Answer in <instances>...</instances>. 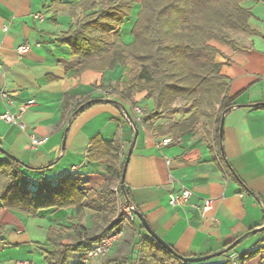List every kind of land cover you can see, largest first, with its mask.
Here are the masks:
<instances>
[{
  "label": "crops",
  "instance_id": "crops-1",
  "mask_svg": "<svg viewBox=\"0 0 264 264\" xmlns=\"http://www.w3.org/2000/svg\"><path fill=\"white\" fill-rule=\"evenodd\" d=\"M56 4L54 0H0V92L5 90L13 100L9 105L0 94V113L8 107L20 113L26 125L20 129L0 119V146L22 163L19 170L31 189L41 178L52 183L62 177L80 178L87 190L82 201V225L92 229L94 211L88 206L100 197L107 180L105 163L87 158L91 141L95 137L115 141L122 160L133 143L124 186L129 189L131 203L157 235L184 256L214 253L237 240L216 261L229 255L240 261L244 252L264 238V107H256L264 103V0L240 2L250 12L247 24L256 34L229 31L236 47L210 41L218 50L215 63L227 81L228 95L235 101L224 114L221 136L222 151L233 176L216 156L213 140L201 124L185 132L168 131L171 121L187 119L193 113L184 101H176L148 124L136 123L138 134L134 137L128 119L136 116L135 106L149 112L152 99L146 91L132 96L134 104L122 97V84L130 71L127 65L117 62L104 70L77 72L69 47L55 39L74 25L81 12L76 10L71 16L68 10H57L54 14ZM139 9L136 0L130 16L119 26L126 44L133 41L130 31ZM23 42L30 46L20 54L17 47ZM96 87H111L112 92L105 95ZM96 98L111 101L93 102L77 111ZM28 100L32 104L22 110ZM31 135L44 141L32 145ZM0 159L10 161L1 151ZM110 188L115 190L116 183ZM183 188L192 191L188 202L171 206L169 194ZM113 195H118L114 200L118 209L120 203H127L123 195L111 194L112 199ZM106 198L101 197L102 205ZM207 199L211 207L206 210ZM103 213H108L107 208ZM76 224L73 206L41 209L32 216L3 208L0 202V264H46L45 255L52 250L48 229L63 243H70ZM121 230V239L108 255L91 264H102L114 254L126 235V228ZM137 232L148 234L145 229ZM132 251L126 256V264H136L137 244L132 245ZM80 257L81 252H70L65 264L80 261ZM260 259L258 255L242 264H258Z\"/></svg>",
  "mask_w": 264,
  "mask_h": 264
},
{
  "label": "trees",
  "instance_id": "trees-1",
  "mask_svg": "<svg viewBox=\"0 0 264 264\" xmlns=\"http://www.w3.org/2000/svg\"><path fill=\"white\" fill-rule=\"evenodd\" d=\"M241 1L139 0L140 9L130 31L133 41L126 44L122 41L119 26L130 16L136 0H78L75 3L54 0L57 3L54 14L57 10H68L71 16L76 10L81 12L74 25L55 41L69 47L77 72L84 69L104 70L117 62L129 66L121 95L134 104L132 96L146 91L152 99L153 108L144 114V122H151L169 111L178 100L189 104L194 110L190 117L171 121L168 131L185 132L201 124L206 136L213 140L216 156L233 176L222 151L219 127L222 115L235 105V101L228 95L227 81L215 63L218 50L210 41L236 47L237 43L229 31L256 34L247 24L250 12L240 6ZM96 99L83 103V107L99 101ZM256 107H264V103H258ZM79 108L77 111L81 110ZM119 150L115 141L103 142L95 137L87 152L89 160L105 163L107 180V184L100 189V197L88 206L94 211L92 229L82 225V201L87 190L80 178L62 177L55 183L41 178L31 189L19 170L22 163L18 160L0 159L1 206L32 216L46 208H75L76 233L70 243H63L51 228L48 229L47 241L52 250L45 255L46 264H65L68 253L82 252L123 227L126 228V235L121 244L102 264H126V256L133 253L134 244L138 245L136 264H205L182 261L149 234L137 232L144 229L139 219L135 215L130 218L117 208L110 196L116 193L123 195L119 182L124 160L118 156ZM112 182L116 183L115 190L110 188ZM124 191L126 202L134 207L126 186ZM101 197H107L104 205L101 204ZM105 208L107 214L103 213ZM2 228L3 225H0V233ZM258 255H261L258 264H264V238L253 249L244 252L238 264ZM73 264L84 263L77 261ZM212 264L233 263L226 256Z\"/></svg>",
  "mask_w": 264,
  "mask_h": 264
},
{
  "label": "built area",
  "instance_id": "built-area-1",
  "mask_svg": "<svg viewBox=\"0 0 264 264\" xmlns=\"http://www.w3.org/2000/svg\"><path fill=\"white\" fill-rule=\"evenodd\" d=\"M29 43L23 42L20 45H18L17 50L20 54L25 53L29 49ZM96 90L99 92L109 95L112 92L111 87H96ZM1 96L7 99V102L9 105L13 104V100L9 97L8 93L5 90H1L0 92ZM32 104V100H28L22 105L21 109L24 110L28 108ZM136 116L133 119H128V122L133 125L136 123H143L148 124V122L143 121L144 111L141 107L135 106L134 107ZM21 114L13 113L11 112L10 108H6L2 113H0V119L4 121L7 124L15 125L19 127L20 129H25L26 125L20 118ZM44 141L43 138L35 137L34 135H31V144L37 145ZM165 141H169V139H165ZM192 195V191L189 188H183L179 192L176 193H170L168 197V203L171 206H178L182 205L188 202L189 198ZM211 207L210 200H206L204 209H209ZM134 207L130 206L128 203L122 204L121 210L125 212L130 218H133V211ZM123 235L122 230H117L112 232L110 235L100 239L98 242H96L93 246L83 250L81 252L80 261L84 264H91L93 261L99 260L104 258L108 253L111 251L113 245L118 242ZM228 258L231 260L233 264H238L237 259L229 255ZM17 264H33L29 261H18Z\"/></svg>",
  "mask_w": 264,
  "mask_h": 264
},
{
  "label": "water",
  "instance_id": "water-1",
  "mask_svg": "<svg viewBox=\"0 0 264 264\" xmlns=\"http://www.w3.org/2000/svg\"><path fill=\"white\" fill-rule=\"evenodd\" d=\"M96 100L106 101V102L111 101L110 99H100V98L99 99H96ZM82 108H83V105L80 106L79 109H82ZM127 116L129 117L128 114H127ZM223 121H224V114L222 115L221 120H220V127H219V134H220V136H222ZM133 127H134V137H136L137 134H138V129H137L136 124H133ZM132 149H133V143H131L130 146L128 147L127 154H126V157H125V160H124V165H123L121 179H120V182H119L120 183L121 190H122V193H123V196L126 199V201H127V197H126L125 191H124V175H125L126 165H127L128 160L130 158ZM0 151L3 154L7 155L10 159L18 160L17 157H15L13 154H11L8 151H6L5 149H3L1 146H0ZM133 214L140 220V222H141L142 226L144 227V229L146 230V232L153 239H155L158 243H160L163 247H165L170 252H173V253L177 254L178 257L182 261H184V262H188V263H198V262L205 261V260L210 259V258L215 257V256H220L221 254H223V253L228 252L229 250H231L235 246V244L237 243V240H235L233 243L229 244L223 250H220V251H217V252H214V253H210V254H206V255H201V256H184V255H180L177 252H175L172 249V247L170 245H168L159 235H157V233L151 228L150 224L148 223V221L146 220V218L142 215V213H140L139 211H137L136 209H134Z\"/></svg>",
  "mask_w": 264,
  "mask_h": 264
},
{
  "label": "rangeland",
  "instance_id": "rangeland-1",
  "mask_svg": "<svg viewBox=\"0 0 264 264\" xmlns=\"http://www.w3.org/2000/svg\"><path fill=\"white\" fill-rule=\"evenodd\" d=\"M184 105L187 106V107H190L189 104H187V103H184ZM116 198H118V195H117V197L115 195H113V201L116 200ZM121 206H122V204L120 203L119 204V210H121ZM219 258H222V256H215V257H212L210 259H207L205 261L198 262V263L212 264V263H214L216 261V259H219Z\"/></svg>",
  "mask_w": 264,
  "mask_h": 264
}]
</instances>
